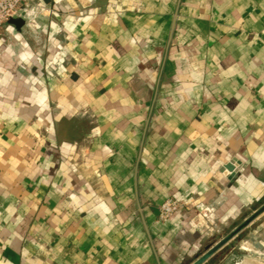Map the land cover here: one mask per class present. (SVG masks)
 I'll use <instances>...</instances> for the list:
<instances>
[{"label": "crops", "instance_id": "obj_1", "mask_svg": "<svg viewBox=\"0 0 264 264\" xmlns=\"http://www.w3.org/2000/svg\"><path fill=\"white\" fill-rule=\"evenodd\" d=\"M14 18L0 264H195L245 222L223 264H264V0H24ZM172 198L198 207L163 221Z\"/></svg>", "mask_w": 264, "mask_h": 264}, {"label": "built area", "instance_id": "obj_2", "mask_svg": "<svg viewBox=\"0 0 264 264\" xmlns=\"http://www.w3.org/2000/svg\"><path fill=\"white\" fill-rule=\"evenodd\" d=\"M24 0H0V28L7 22L9 19L14 18L19 15L22 10ZM196 208L198 207L194 201H179L177 199H166L158 207L159 218L163 221L169 219L171 215L175 212L186 209V208ZM214 207L208 205L199 209L197 217L199 218V225L205 226L210 225V230L215 229L217 217L215 216Z\"/></svg>", "mask_w": 264, "mask_h": 264}, {"label": "rangeland", "instance_id": "obj_3", "mask_svg": "<svg viewBox=\"0 0 264 264\" xmlns=\"http://www.w3.org/2000/svg\"><path fill=\"white\" fill-rule=\"evenodd\" d=\"M228 230L223 231L221 233L222 235H220V237L217 238L216 240H222V239L226 238L231 233V231H233L231 229H230V231H228ZM233 243H236V242H233V239L230 238L222 247H220L217 251H215L212 254L213 258H214L213 259L214 262H212V264H223L224 261H226L224 259H227V258H229L232 255V251H233V248H232L233 246L232 245H233ZM208 245L209 246H207L206 248L209 249L212 246H214L215 243H209Z\"/></svg>", "mask_w": 264, "mask_h": 264}, {"label": "water", "instance_id": "obj_4", "mask_svg": "<svg viewBox=\"0 0 264 264\" xmlns=\"http://www.w3.org/2000/svg\"><path fill=\"white\" fill-rule=\"evenodd\" d=\"M9 21L14 23L15 25H18V24L21 23V20L17 19V18L16 19L15 18H11V19H9ZM262 208L264 209V207H262ZM244 224H246V222ZM244 224H242L241 226L237 227L235 230L231 231V233L226 238H224V239L220 240L218 243H216L211 249H209L204 255H202L198 259L197 263H195V264H200L205 259H207L209 256H211L215 251H217L221 246H223L230 238H232L233 235L244 226Z\"/></svg>", "mask_w": 264, "mask_h": 264}]
</instances>
